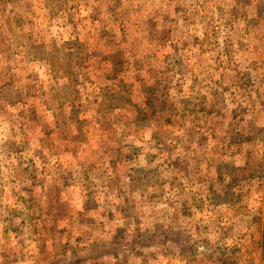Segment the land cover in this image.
<instances>
[{
	"label": "rangeland",
	"instance_id": "1",
	"mask_svg": "<svg viewBox=\"0 0 264 264\" xmlns=\"http://www.w3.org/2000/svg\"><path fill=\"white\" fill-rule=\"evenodd\" d=\"M0 225V264H264V0H0Z\"/></svg>",
	"mask_w": 264,
	"mask_h": 264
},
{
	"label": "crops",
	"instance_id": "2",
	"mask_svg": "<svg viewBox=\"0 0 264 264\" xmlns=\"http://www.w3.org/2000/svg\"><path fill=\"white\" fill-rule=\"evenodd\" d=\"M1 226V225H0ZM145 261V260H144Z\"/></svg>",
	"mask_w": 264,
	"mask_h": 264
}]
</instances>
